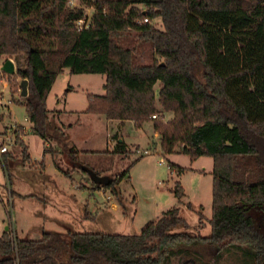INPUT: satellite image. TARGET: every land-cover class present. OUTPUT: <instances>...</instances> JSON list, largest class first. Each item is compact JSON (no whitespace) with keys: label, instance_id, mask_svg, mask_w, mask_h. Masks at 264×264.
<instances>
[{"label":"trees","instance_id":"1","mask_svg":"<svg viewBox=\"0 0 264 264\" xmlns=\"http://www.w3.org/2000/svg\"><path fill=\"white\" fill-rule=\"evenodd\" d=\"M66 2L0 0V55L23 53L16 75L28 81L31 131L67 146L46 108L57 72L105 75V93L87 112L138 128L152 121L165 154L212 158L210 235L190 233L172 208L138 234L42 231L31 240L4 232L0 264H172L176 257L208 264L197 248L228 244L264 264V0H95L80 31L84 12ZM144 18L160 19L162 30ZM130 31L161 61L137 63L134 50L115 40ZM157 104L172 114L166 123L152 118ZM15 142L27 155L18 135ZM116 148L125 151L123 142ZM0 158L7 172L15 164L7 153ZM103 187L120 198L115 180ZM174 193L183 195L178 184Z\"/></svg>","mask_w":264,"mask_h":264},{"label":"rangeland","instance_id":"2","mask_svg":"<svg viewBox=\"0 0 264 264\" xmlns=\"http://www.w3.org/2000/svg\"><path fill=\"white\" fill-rule=\"evenodd\" d=\"M94 1L67 0L66 5L82 9L84 18L90 22ZM148 23L162 30L160 19ZM115 40L134 50L137 63L161 61L150 43L133 31ZM17 57L0 55V133L26 128L25 137L19 141L25 142L28 155L21 154L22 147L13 141L8 154L15 164L8 172L0 158V236L9 232L11 238L39 240L42 231L138 234L172 208H178L190 233L210 235L213 185L210 156L194 159L179 151L165 154L152 121L138 128L132 121L120 122L87 112L91 98L105 93V75L73 74L67 68L57 72L46 108L49 121L64 132L68 145L51 141L45 147L43 140L29 130L20 95L21 80L16 73L8 75L1 71L7 59L14 62L16 71L23 67V53ZM158 89L159 83L155 85L156 93ZM156 107L155 119L166 123L172 117L171 112H164L158 104ZM119 138L125 145L123 153L116 152ZM170 165L180 172L176 168L170 170ZM83 166L115 180L120 198L94 183ZM176 184L183 191L181 198L174 193ZM197 249L208 264H253L244 249L234 244L218 250L212 247L211 251L205 247ZM172 264L182 261L176 257Z\"/></svg>","mask_w":264,"mask_h":264},{"label":"water","instance_id":"3","mask_svg":"<svg viewBox=\"0 0 264 264\" xmlns=\"http://www.w3.org/2000/svg\"><path fill=\"white\" fill-rule=\"evenodd\" d=\"M1 71L8 75H12L16 73L14 62L11 59H7L4 61V63L1 66ZM28 81L26 79H22L20 82V95L22 97H26L28 93ZM122 142V140L119 138L118 143ZM82 169L89 175L91 180L99 185L107 186L112 182V179L108 176H100L91 169L87 167H82Z\"/></svg>","mask_w":264,"mask_h":264},{"label":"built area","instance_id":"4","mask_svg":"<svg viewBox=\"0 0 264 264\" xmlns=\"http://www.w3.org/2000/svg\"><path fill=\"white\" fill-rule=\"evenodd\" d=\"M141 22L147 23L149 21L147 18H144ZM75 26L77 30L80 31L82 29H87L89 27V22H87L86 19L83 17L75 22ZM152 117L156 118V115H152ZM26 120L29 121L27 118ZM25 132L26 128L22 127V129H14L13 131L9 130L7 133H0V155L8 152L9 144L15 141L16 135L21 138Z\"/></svg>","mask_w":264,"mask_h":264},{"label":"crops","instance_id":"5","mask_svg":"<svg viewBox=\"0 0 264 264\" xmlns=\"http://www.w3.org/2000/svg\"><path fill=\"white\" fill-rule=\"evenodd\" d=\"M48 110V109H47ZM48 113H49V110H48ZM28 123H29V130H30V128H31V123L29 122V121H27ZM120 122H124V121H120ZM127 122V121H126ZM68 127H71L70 125L68 126ZM32 132V131H31ZM33 133V132H32ZM26 134V133H25ZM24 134V135H25ZM34 134V133H33ZM22 136L20 139L22 140L23 139V137H25V136ZM23 142V144H24V147H25V150H26V154L28 155V152H27V146H26V144H25V142L24 141H22ZM43 142H44V144H45V147H48L49 145H50V143H51V141H46V140H43ZM45 151V150H44ZM9 152H7V154H8ZM20 153H21V151H20ZM22 154V153H21ZM29 157V156H28ZM29 160L32 162V160L30 159V157H29ZM40 167H41V169L43 170V167L40 165Z\"/></svg>","mask_w":264,"mask_h":264}]
</instances>
